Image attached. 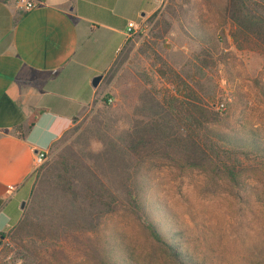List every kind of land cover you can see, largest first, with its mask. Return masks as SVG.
I'll return each instance as SVG.
<instances>
[{
	"label": "rangeland",
	"instance_id": "rangeland-1",
	"mask_svg": "<svg viewBox=\"0 0 264 264\" xmlns=\"http://www.w3.org/2000/svg\"><path fill=\"white\" fill-rule=\"evenodd\" d=\"M255 1L263 11L264 0ZM230 2L156 3L104 76L105 93L35 170L24 206L31 221L14 226L0 242V264H101L106 248L119 260L147 258L151 238L131 195L140 197L166 234L178 233L172 240L196 259L264 260L263 167L243 173L236 186L211 166H188L197 153L183 130L185 113L172 117L167 111L168 95L183 99L190 88L191 102L202 99L218 113L207 120L194 110L205 126L200 136L251 152L250 160L241 158L244 167H259L254 157L264 156V33L251 22L242 30ZM220 102L226 103L223 111ZM135 139L146 142L137 152ZM56 156L59 163L42 182V167Z\"/></svg>",
	"mask_w": 264,
	"mask_h": 264
},
{
	"label": "crops",
	"instance_id": "crops-1",
	"mask_svg": "<svg viewBox=\"0 0 264 264\" xmlns=\"http://www.w3.org/2000/svg\"><path fill=\"white\" fill-rule=\"evenodd\" d=\"M32 1L28 11L0 1V231L24 215L35 152H49L102 97L129 23L156 9L155 0Z\"/></svg>",
	"mask_w": 264,
	"mask_h": 264
},
{
	"label": "trees",
	"instance_id": "trees-1",
	"mask_svg": "<svg viewBox=\"0 0 264 264\" xmlns=\"http://www.w3.org/2000/svg\"><path fill=\"white\" fill-rule=\"evenodd\" d=\"M6 1V0H0ZM257 1L255 0H231L230 8L232 10V19L233 21L243 29H247L248 23H257L259 27L262 29V33H264V10H259L255 7L257 5ZM189 96H194L193 91L189 88V93L183 96V99H178L175 95H168L169 103L167 110L169 115L172 117H176L177 114H173L174 112L180 113L182 115L183 120V130L186 133V136L189 137L190 141L193 142L194 147L190 148V150H195L197 155L195 159V163L189 159H187L188 166L196 167L201 170H209V166L212 167V170H216L222 172L233 185L239 186L241 185V175L248 170L258 171L260 167L264 169V156L256 155L254 158L257 167H244V162L241 158H245L246 160L251 159V152L243 149H238L235 147H229L227 145L220 143L219 141H214L213 138L206 134L200 136L205 126L204 124H198V117L194 115V110L200 111L202 115L204 114V118L210 120L215 118L218 113L214 111L211 107H209L204 100L194 97V101L191 102ZM161 104L163 109L166 103H158ZM193 119V120H192ZM194 121V123H193ZM197 123V125H195ZM196 127V129H194ZM62 135L58 140H56L50 149L56 148L57 145H60L63 136ZM144 139V138H143ZM148 144V142H147ZM141 145H146V142L142 144V141L134 140V152H137ZM188 148H185V153H187ZM53 161L48 162L45 166L42 167L40 178L42 177V182L47 180L49 175L56 168L59 163L58 156ZM194 163V164H193ZM63 163H61L62 165ZM66 166V165H65ZM181 168L184 165H180ZM66 168V167H64ZM37 195L34 197L36 198ZM38 202V201H36ZM130 202L134 207V214L142 222L143 228L147 231L149 237L151 238L152 244V253H149L147 258L143 260H133L131 258L125 257L119 260L113 253L112 250L105 249L103 260L101 264H207L205 261L196 259L189 250L184 249L173 241L172 239L178 236V233L166 234L160 227L159 223L155 221L149 214L146 209L144 203H142L139 196H130ZM2 201L0 200V206ZM25 213L22 219L19 221L17 225L22 227H27L31 219L29 216H25ZM9 231H0V242L3 239H6L9 235ZM256 264H264V260L257 262Z\"/></svg>",
	"mask_w": 264,
	"mask_h": 264
},
{
	"label": "built area",
	"instance_id": "built-area-1",
	"mask_svg": "<svg viewBox=\"0 0 264 264\" xmlns=\"http://www.w3.org/2000/svg\"><path fill=\"white\" fill-rule=\"evenodd\" d=\"M156 3L159 2V4H162L165 0H155ZM17 5L20 9H23L25 11L31 10L36 6V3L32 0H17ZM139 27V24L137 23H129V29H128V35L132 34L133 32H137ZM113 99L110 97L108 98V102H112ZM217 109L219 110H225L226 109V103L220 102L217 104ZM48 160V151L46 149L37 150L34 154V169H38L41 167L46 161Z\"/></svg>",
	"mask_w": 264,
	"mask_h": 264
},
{
	"label": "water",
	"instance_id": "water-1",
	"mask_svg": "<svg viewBox=\"0 0 264 264\" xmlns=\"http://www.w3.org/2000/svg\"><path fill=\"white\" fill-rule=\"evenodd\" d=\"M102 78H103V75H97L96 77H94V79L92 80V85L94 87H97L100 84ZM22 206L23 207L25 206V202L22 204Z\"/></svg>",
	"mask_w": 264,
	"mask_h": 264
}]
</instances>
